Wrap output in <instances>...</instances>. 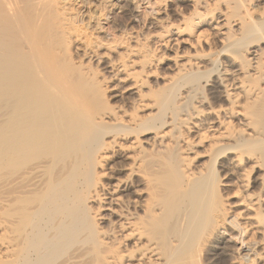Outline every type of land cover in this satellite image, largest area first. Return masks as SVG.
I'll use <instances>...</instances> for the list:
<instances>
[{
  "label": "bare ground",
  "instance_id": "1",
  "mask_svg": "<svg viewBox=\"0 0 264 264\" xmlns=\"http://www.w3.org/2000/svg\"><path fill=\"white\" fill-rule=\"evenodd\" d=\"M106 1L0 0V264H179L225 250L224 230L264 259V0H188L159 42L192 52L131 114L61 57L104 31ZM220 178L234 204L214 198Z\"/></svg>",
  "mask_w": 264,
  "mask_h": 264
},
{
  "label": "rangeland",
  "instance_id": "2",
  "mask_svg": "<svg viewBox=\"0 0 264 264\" xmlns=\"http://www.w3.org/2000/svg\"><path fill=\"white\" fill-rule=\"evenodd\" d=\"M157 1L159 3H156ZM127 3L130 8H125L121 0H107L104 6L100 7V13L103 15L100 24L104 25L105 29L103 32L96 30L95 32L92 28L93 36L97 35L98 38H93L95 41L91 38L87 40L90 43L89 47L93 44L91 46V51L93 50L92 54H89L90 49L87 47V41L83 44L86 45V50H83L82 41L70 44L66 41H61L60 51L62 60L64 59L74 69L81 70L87 77L89 76V81L93 86L105 90L103 95L110 105L116 108L120 107L118 110L131 114L136 109L134 100L137 99V93L139 95L144 94L145 97L147 96L146 98L144 97L145 100H149V97L151 99L152 96L149 94H152L151 92L153 94L157 93L160 88L165 86L166 79L175 73L173 67H171L173 61H178L185 57V53L191 54V49L184 46L182 51H176L178 58L174 59L175 51H171L167 46H162L159 40L167 41L169 39V34L166 32L168 29L182 27V17H187L192 12V8L188 0L182 2H176L175 0H127ZM157 4L165 6L164 13L155 12ZM131 9L135 10V12H131ZM222 12L224 11L221 8L215 11L216 14ZM80 19L82 22L86 20L84 17H80ZM112 20L116 25H114ZM201 30L209 38L212 36L211 30L207 26H203ZM81 36L84 37L83 34ZM94 47L96 48L94 49ZM86 51L89 52L87 53ZM179 54L182 57H179ZM96 57L100 58H97L99 60L98 64H96L98 61L95 59ZM149 58L155 59V67L153 65L152 70L142 69V61ZM108 66H111L112 69ZM131 69L138 72L137 77L134 78L127 74ZM111 71H113L112 74ZM198 93L200 97H207L205 89L198 90ZM189 111L188 109L187 112ZM136 113L144 115L145 112L137 110ZM181 128L184 129L183 127ZM143 147L147 149H143ZM143 147V151L147 150V153L150 152L146 144ZM195 149L198 150L197 147ZM119 151L121 150L113 149L110 156ZM113 161V158L109 160L110 166H113L111 165ZM214 171L219 173L216 164L214 165ZM126 173L125 170L121 171L119 176L124 177L127 175ZM220 179L221 181L216 189V197L214 198L219 199L218 202L221 200L224 206L229 203L234 204L233 202L236 200L237 194L232 192L233 186H223L225 179ZM254 187L258 188L257 184ZM254 187L252 189L258 192V189ZM224 210L221 211L222 215L233 216V208L227 210L225 207ZM223 235L226 239L225 245L223 244L225 250H216L218 252L216 256L212 255L213 252L211 253L208 247L196 251L194 249L193 252H190L193 255L191 254V257H187L188 261L186 260L185 262L184 258V263L179 262V264H228L230 255L238 258L236 260H239L240 264H264V259H261L262 254H260L261 250L259 246L255 244L250 245L246 239H243V237L234 231L224 230Z\"/></svg>",
  "mask_w": 264,
  "mask_h": 264
}]
</instances>
